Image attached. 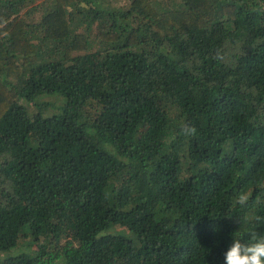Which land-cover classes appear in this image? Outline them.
I'll list each match as a JSON object with an SVG mask.
<instances>
[{
	"label": "trees",
	"instance_id": "trees-1",
	"mask_svg": "<svg viewBox=\"0 0 264 264\" xmlns=\"http://www.w3.org/2000/svg\"><path fill=\"white\" fill-rule=\"evenodd\" d=\"M249 233L264 0H0V264H225Z\"/></svg>",
	"mask_w": 264,
	"mask_h": 264
},
{
	"label": "clouds",
	"instance_id": "clouds-1",
	"mask_svg": "<svg viewBox=\"0 0 264 264\" xmlns=\"http://www.w3.org/2000/svg\"><path fill=\"white\" fill-rule=\"evenodd\" d=\"M225 53L217 49L214 53V59L223 61ZM182 134L186 136H195L196 128L184 123L180 127ZM249 195L245 193L236 196V203L240 206L246 205ZM257 224L261 223V218L257 216ZM225 264H264V235L249 233V239L243 240V234L232 239V243L224 253Z\"/></svg>",
	"mask_w": 264,
	"mask_h": 264
}]
</instances>
